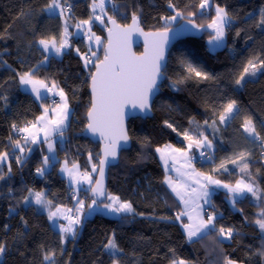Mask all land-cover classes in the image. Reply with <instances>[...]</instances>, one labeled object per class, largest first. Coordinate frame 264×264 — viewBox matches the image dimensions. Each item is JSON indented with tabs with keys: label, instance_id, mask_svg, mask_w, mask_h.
Here are the masks:
<instances>
[{
	"label": "trees",
	"instance_id": "trees-1",
	"mask_svg": "<svg viewBox=\"0 0 264 264\" xmlns=\"http://www.w3.org/2000/svg\"><path fill=\"white\" fill-rule=\"evenodd\" d=\"M49 2L0 0V36L3 37L0 39V97L7 98L0 99V153L9 154L8 163L0 165V171L5 174V179L0 180V242L7 245L0 264H49L43 260L44 252L49 249L56 252V264H112L113 259H118L120 264H170L172 259H183L188 264H224L225 256L237 260L238 264H264V257L258 254L264 250V233L254 224L264 207V199L256 200L247 194L232 207L226 201L227 193L213 192L212 206L207 212L218 215L217 228L234 227L238 234L219 243L215 233L188 241L182 227L173 221L181 205L164 182L170 174L165 172L156 152L157 148L162 149L175 140H186L185 132L194 139L201 138L202 133L212 141L213 151H205L203 168L195 162L198 170L223 183L234 185L239 179L250 182L249 175L241 172L238 165L233 164L227 172L213 171L222 160L247 152L250 154L248 172L264 189V155H261L264 146L259 141L253 143L242 128L244 119L250 116L257 131L264 136V69L255 76H246L243 86L235 84L249 59L254 56L264 59V26H258L264 0H209L205 9L199 7L201 0H171L175 8H169V0H105L107 16L114 17L121 26L129 24L132 14L136 13L145 32L164 30L191 20L201 34L199 38L179 41L169 51L165 80L159 86L160 93L152 105L151 117L129 120L130 147L120 152L118 162L107 173L105 191L130 201L136 213L144 215L122 214L118 218H108L95 214L77 226L78 234L74 239L67 237L63 242L60 231L53 228L48 214L34 203L28 190L43 192L52 201L51 209L74 207L77 201L73 202L70 194L83 200L87 207L92 199L89 196L92 185L82 190L78 197L58 173V163L43 176L38 175L36 169L43 164L42 144H24L12 128L13 124L22 128L28 122H35L45 107L50 110L47 97L38 102L20 88L17 73L38 68L36 78L49 83L55 81L69 101L71 114L64 132L65 141L62 145L57 143L60 161L76 163L81 171H90L93 163L98 166L100 144L91 143L82 134L90 107L89 72H94V65L86 69L77 54V48L81 54L88 52L90 42L77 36L75 27L92 14V0H68L72 6L65 15L68 30L73 33L69 36L70 47L61 57L51 55L47 62L40 64L45 53L36 41L43 36L59 37L64 25L63 17L43 11ZM217 5L225 7L233 17L220 47L208 42L214 32L207 25L215 17ZM177 11L182 15L174 23L163 19L176 15ZM96 14L103 15L99 10ZM107 16L103 17L105 23ZM201 25L203 27H199ZM91 26L102 38V44L92 49L96 53L94 60H101L106 27L96 20ZM183 60L210 73L214 79L189 77L181 63ZM230 100L236 101V111L225 125L220 124L219 113ZM164 121L171 123L176 131L168 128ZM213 121L215 128L209 126ZM16 140H20L25 149L23 156L14 148ZM17 156L22 163L16 162ZM96 173L92 175L93 182ZM25 196H29L30 203L23 202ZM113 231L123 249L115 257L102 246Z\"/></svg>",
	"mask_w": 264,
	"mask_h": 264
},
{
	"label": "snow or ice",
	"instance_id": "snow-or-ice-1",
	"mask_svg": "<svg viewBox=\"0 0 264 264\" xmlns=\"http://www.w3.org/2000/svg\"><path fill=\"white\" fill-rule=\"evenodd\" d=\"M169 8H175V5L169 0ZM209 6V0H201L199 5L200 9H205ZM71 4H68V0H50L43 9L49 13H55L59 10L60 17H64L65 13L71 9ZM92 9V14L86 20L79 21L75 27L78 30L84 31L89 43L88 53L81 54L79 48L76 49L78 55H80L81 60L84 63V67L87 69L90 64L95 66V72H89V77L91 80V101L90 107L87 111L88 124L87 128L93 133L99 132L102 137L105 138L106 144L103 151V159L99 160V167L97 164L93 163L91 165V172L85 170L80 171L79 165L73 163L72 167L65 166L61 169L62 172L68 174L71 182L73 184L87 183L92 185L90 191L93 197H105L108 201L104 203L103 201L98 202L97 199L93 198L91 204L88 205L90 209L99 208L101 205L104 209L109 212L116 214H133V215H144L143 213H136L133 204L127 200H121L119 196L105 193L104 188V166L108 162L107 158H115L117 155L116 149L120 141L127 143L129 136L124 125V115L127 108L138 109L140 112H150L151 111V97L153 94L159 90L158 82L162 81L165 77L166 63L164 57L165 46L169 41V31L170 29L165 27L162 31H156L151 33H143L139 24V17L136 13L132 14L131 25L121 26L117 23L116 19L112 16H107L105 11V0H92L90 5ZM99 9L100 13L103 15H96V11ZM215 17L212 19L211 23L207 25L208 28L213 29L214 35H212L209 43L214 44L216 47H220L225 39V29L230 27L233 17L226 10L225 7L220 5L216 6ZM182 15L181 12L177 11L176 15L170 17H164L166 22H171ZM194 16L195 13H190ZM104 16H107V24L111 27H107L105 23ZM93 20L99 21L102 25H105L108 32L107 43L104 46V59L93 60L96 53L92 51L91 42H95L96 45L102 44V38L97 36L91 28ZM194 27H197L193 21H189ZM258 26H264V9L260 11V19L258 21ZM203 27V25L199 26ZM7 31V29H5ZM140 32L146 38L145 52L140 56L132 53L129 46V38L132 32ZM73 35L68 30V21L65 19L63 25V31L57 36H43L36 41V43L42 48L44 53H54L56 56H60L64 49L70 47L69 36ZM237 36L240 32L237 31ZM3 37L0 36V39ZM48 56L45 55L44 60L40 62L43 64L48 60ZM6 63V62H5ZM183 66L186 68L189 77L194 76L201 80H213L214 77L203 71L201 68L193 65L187 60L181 61ZM264 69V59L254 56L249 59L243 68L242 73L238 78L235 79V84L237 86H243V81L246 76H255L258 71ZM38 68L29 69L22 73H17L19 77L20 85H28L31 87L32 93L35 94L37 99H43L42 90L46 92H54L55 95L60 97V102L56 103V106L51 109V116H49V109L44 108L42 115L36 117L35 122H28L26 126L20 128L16 124L12 125L13 130L23 133L22 139L24 144L31 142L32 144L44 143L47 144L48 152H54V143L52 137L54 135H59L63 137L64 131L67 127V121L70 115L69 101L64 90L59 88V85L52 81L51 86L45 80L36 78L35 73ZM177 81L176 83H179ZM175 87V83L172 85ZM59 89L58 91H55ZM0 99H7L6 97H0ZM237 103L235 100H230L226 105L223 106V111L219 113V123L224 124L229 117L233 115L236 111ZM168 128H172L173 131L176 129L168 121H164ZM208 124V121L204 122ZM216 122L213 121L210 127L215 128ZM243 131L247 133V136L252 139V142H260L264 146V136H261L260 132L257 131L256 124L254 123L252 117H246L242 124ZM42 134V139H41ZM184 138L189 141L188 149L190 150L193 145L196 148H205L211 150L213 148L212 141L208 139L207 136L200 134L201 138H193L187 132L184 134ZM9 136V140H11ZM14 147L19 149L21 153L24 152V147L21 145L20 140L13 142ZM171 145H165L163 149L157 148L156 152L160 153V159L164 161L165 170L168 169V161L171 159L173 164H175L178 157L175 153H179L180 157L185 160V165L191 168V157L188 156L187 152L183 149H172ZM31 151V149H29ZM8 153H0V162L6 161L8 159ZM204 155V152H201ZM250 154L247 152H239L236 158H228L222 160L220 164L213 169V171H228L226 167L227 163H232L240 167L241 172L249 175L250 182H245V180H237L235 185L223 183L221 180L214 178L212 175H207L205 173L196 172L192 169L191 173H180L181 176L189 175L194 176V183L198 186L196 188H191L190 185L186 186L183 183L177 184L171 177H165V183L172 189V191L179 197L181 202L185 205V210L178 213L174 219L180 221L182 217L187 216L191 223L183 224V228L187 234V239L192 241L194 237L203 238L211 233H215L217 236V242H222L223 240H231L234 235L238 232L234 227L220 226L217 228L215 223L217 219V214L215 212L207 213V219L201 214L202 206L198 203L203 200L204 204L211 205L210 200V186L215 185L216 187H222L227 189L229 194L228 198L235 207L239 202L238 198L245 197V194H250L256 200L264 199V189L251 178V174L248 172L249 164L247 162V157ZM264 155V153H262ZM211 159V156H209ZM92 157L89 155V161L91 162ZM50 157H43V166L36 169V173L43 176L46 170V166L49 164ZM16 162L22 163L20 156L16 157ZM8 171L11 172V166H9ZM179 172V170H177ZM99 172V179L93 182V177L91 173ZM5 179V174L0 171V180ZM191 189L190 191L188 189ZM181 189H184L182 192ZM29 196L34 198V203L41 206L42 208L49 209L48 219L54 221L57 218H63L67 221L66 224L59 225V231L61 233V241L67 239L70 235L73 239L77 236L78 230L77 226L82 222V213L85 207L83 200H77V207L73 213L72 209H62L57 206L55 211H51L52 201L48 200L43 192H35L31 189L28 190ZM29 196L23 197V202L25 204L30 203ZM185 196L188 199H185ZM195 204V207L191 205ZM214 207V206H213ZM190 209V210H189ZM14 211V209H10ZM195 212V215L192 213ZM123 218V217H122ZM23 220V217H21ZM160 219H168L167 217H160ZM247 219V218H245ZM27 224V221H24ZM254 224L258 229L264 233V207H261L257 218L254 220ZM7 227V226H5ZM103 248L111 253L113 257L117 253L123 251L119 247L116 241L115 231L108 236L106 242L102 245ZM7 250V245L0 242V256H3ZM62 251V250H61ZM174 252V250H172ZM261 257H264V250H260L258 253ZM43 260L49 262V264H56V252L55 250L49 249L44 252ZM112 264H120L118 259H113ZM170 264H188L186 260L183 259H172ZM224 264H238L237 260L232 259L228 256L224 257Z\"/></svg>",
	"mask_w": 264,
	"mask_h": 264
},
{
	"label": "water",
	"instance_id": "water-1",
	"mask_svg": "<svg viewBox=\"0 0 264 264\" xmlns=\"http://www.w3.org/2000/svg\"><path fill=\"white\" fill-rule=\"evenodd\" d=\"M132 23V20L130 21L129 24H126V25H131ZM107 24V22H106ZM140 24V23H139ZM194 24L197 26V24L194 22ZM124 25V26H126ZM107 27H111L110 24H107ZM140 28L142 29L141 27V24H140ZM170 31H169V41H168V44L165 46V50H164V57H165V63L167 64V61H168V57H169V51L175 46L177 45V43H179V41H182V40H185V39H190V38H199L201 32H200V29L197 27H194L192 23H189V21H183L182 23L178 24V26H175V27H171L169 28ZM143 33H151V31H144L142 29ZM157 31H162V30H157ZM105 43H104V46L106 45L107 43V37H108V32H107V28L105 30ZM103 46V47H104ZM129 46L131 48V51L132 53H134L135 55L137 56H140L141 54H143L145 52V47H146V38L144 35H142L140 32L136 31V32H132L130 38H129ZM137 49H140V52H137L136 50ZM104 59V50H103V56H102V59ZM94 72H95V66H94ZM165 80V77L162 81H159L158 82V85L160 86L161 83ZM90 84H91V80L89 82V88H88V91H89V94H90V101H91V88H90ZM160 93V88L158 91H156L153 96L151 97V108H152V105L154 103V101L156 100L155 98L158 97ZM152 115V109L150 112H147V113H144V112H140L138 109H132V108H127L125 110V115H124V125H125V128L127 130L128 128V123H129V120L130 119H147V118H150ZM68 123V121H67ZM86 123L88 124V118H87V115H86ZM87 124H86V127L84 128L82 134L85 138L89 139V141L93 144H100V159H103L104 156H103V151H104V148H105V144H106V140L104 137H102L100 135L99 132H96V133H93L91 130H89L87 128ZM66 130V129H65ZM65 132V131H64ZM128 134V132H127ZM129 136V134H128ZM130 138L129 140L127 141V143H125L124 141H120L118 146H117V149H116V152H117V155L115 158H112V157H108L107 158V163L105 164L104 166V188H105V182H106V178H107V173L109 171V168L112 167V166H115V164L118 162L119 160V156H120V152L121 151H126L129 149L130 147ZM98 167H99V163H98ZM96 179H99V172L96 173ZM89 196L92 198L93 195L90 191L89 193Z\"/></svg>",
	"mask_w": 264,
	"mask_h": 264
},
{
	"label": "rangeland",
	"instance_id": "rangeland-1",
	"mask_svg": "<svg viewBox=\"0 0 264 264\" xmlns=\"http://www.w3.org/2000/svg\"><path fill=\"white\" fill-rule=\"evenodd\" d=\"M97 10H99V9H97ZM49 13V12H48ZM51 14H55V13H51ZM175 21V20H174ZM174 21H171L170 23H174ZM76 35L77 36H79V37H82L83 35H84V33H83V31H81V30H77V32H76ZM210 41V40H209ZM208 41V42H209ZM95 45L96 44H93L92 45V47L94 46L95 47ZM210 45H212V44H210ZM40 47V46H39ZM40 49L42 50V48L40 47ZM66 50H68L67 48L66 49H64L63 50V52H65ZM63 52H62V54H63ZM61 54V55H62ZM45 55H47L48 57H50L51 55H53V56H56L54 53H45ZM61 55L60 56H56V57H61ZM45 62H47V61H45ZM55 91H58V89H56ZM71 114V113H70ZM69 117H70V115H69ZM229 119H230V117H229ZM228 119V120H229ZM227 120V121H228ZM226 123V122H225ZM225 123L223 124V125H225ZM246 134V133H245ZM41 139H42V134H41ZM52 139H53V143H54V152H52V153H50V152H48V150H47V144H44V143H36V144H42V146H43V152H44V154H43V157L44 156H49L50 157V161H49V164L46 166V170H45V172H47V171H49L50 169H51V167L53 166V165H55V163H58V165H57V170H58V173L61 175V177L62 178H64L65 180H66V182H67V185H68V187H70V188H72L73 189V191L77 194V196L78 197H80V193H81V191L82 190H85L84 189V187H86V183H82V184H73L72 182H71V180H70V178H69V176H68V174L67 173H65V172H62L61 171V169L65 166V162H67V161H65V160H63V161H60V158L57 156V143L58 144H60V145H62L63 143H64V141H65V135H63V137H61V136H59L58 134L57 135H54L53 137H52ZM22 145V144H21ZM23 146V145H22ZM15 148V147H14ZM16 150H18L19 151V149H17V148H15ZM198 151H200L201 149H203V150H209V149H205V148H196ZM210 151V150H209ZM20 152V151H19ZM20 154L22 155L23 153H21L20 152ZM192 155H195V153H193ZM23 156V155H22ZM192 158H193V156H192ZM194 159V158H193ZM196 159V158H195ZM195 159L193 160V161H195ZM8 161H9V159H7L6 161H3V162H0V165H2V164H6V163H8ZM60 161V162H59ZM72 165L73 164H69L68 162H67V166L69 167V168H71L72 167ZM233 164L232 163H227L226 164V167L229 169L230 168V166H232ZM42 166H43V164H42ZM80 168V167H79ZM81 171V170H80ZM81 172H83V171H81ZM89 172H91V170L89 171ZM96 173V172H95ZM45 174V173H44ZM92 175L94 174V173H91ZM194 180H195V177H189V178H185V180H184V183H185V185L186 186H188V185H190L191 186V188H193L196 184L194 183ZM212 186H214V185H212ZM212 186H210V187H212ZM190 189V188H189ZM218 190H222L223 192H225V193H227L228 194V192H227V189H224V188H222V187H218L217 188ZM105 193H106V195L107 194H111V193H108L107 191H105ZM113 195V194H112ZM228 196H229V194H228ZM93 198H95V199H97V201L98 202H100V201H103L104 203H107L108 201L106 200V196L105 197H92V199ZM92 199H90L89 200V202L87 203V207H84V209H83V213H82V217H81V219H82V222H81V224L85 221V219H87V218H90V216H92V215H95V214H103L104 216H106V217H108V218H118L119 216H121L122 214H116V213H112V212H109L107 209H104L103 208V206L101 205V207H99V208H95V206L93 207V209H90L89 207H88V205L89 204H91V202H92ZM229 199V198H228ZM238 199H240V198H238ZM33 201H34V199H33ZM229 203H231V201L229 200ZM86 206V205H85ZM231 206H232V203H231ZM41 207V206H40ZM209 207V206H208ZM233 207V206H232ZM182 210V209H181ZM41 211H44L46 214H48V211H49V209H45V208H42L41 207ZM51 211H53V210H51ZM178 214V213H177ZM176 214V215H177ZM193 215H195V212H193L192 213ZM201 214L204 216V218L205 219H207V215H204L203 214V211H201ZM175 215V216H176ZM217 217H218V215H217ZM66 221V220H65ZM175 223H178L181 227H182V230H183V232H184V234H185V237L187 238V234H186V232H185V230H184V228H183V224H186V223H191L189 220H188V218H187V216H184V217H182V219L180 220V221H177V220H173ZM52 222V221H51ZM53 224V223H52ZM80 224V225H81ZM79 225V226H80ZM53 228L54 229H56L57 230V226L56 225H54L53 224ZM196 239H198L197 237H194L193 238V240H196ZM188 240V239H187ZM192 240V241H193ZM189 241V240H188ZM224 241H229V240H224ZM107 251V250H106ZM109 252V251H108ZM110 253V252H109ZM118 254V253H117ZM2 257L3 256H0V261L2 260Z\"/></svg>",
	"mask_w": 264,
	"mask_h": 264
},
{
	"label": "crops",
	"instance_id": "crops-1",
	"mask_svg": "<svg viewBox=\"0 0 264 264\" xmlns=\"http://www.w3.org/2000/svg\"><path fill=\"white\" fill-rule=\"evenodd\" d=\"M66 14H67V12L65 13V15H66ZM55 15L60 16V15H59V10H57V11L55 12ZM96 15H99V14H96ZM65 19H66V17L64 16V17H63V21H65ZM96 21H97V20H96ZM97 22L99 23V21H97ZM91 27H92V26H91ZM77 30H78V29H76V32H77ZM81 31H82V30H81ZM83 33H84V31H83ZM82 37L87 38V37L85 36V34H84ZM68 39H70V38H68ZM91 44L93 45V44H95V42L93 41V42H91ZM20 88H21L24 92H27V93H29V94H32L33 97L36 99V101H38V102L42 101V99H37V98H36L35 94L32 93V91H31V87H30V86H28V85H20ZM42 95H43V97H44L43 99H45V98L47 97V93H46V91L42 90ZM54 107H55V106H54ZM54 107H53V108H54ZM51 114H52V113H51V109H50V110H49V116H51ZM226 122H227V121H226ZM225 124H226V123H225ZM246 137L248 138L247 133H246ZM249 138H250V137H249ZM250 139H251V138H250ZM251 140H252V139H251ZM188 144H189V141H188V140H184V139H183V140H181V139L175 140V141L171 144V149H168V151L171 152L172 149H183L184 151H186L187 154H188V156L191 157V168H188V167L184 166V165H185V160H184L182 157H180V154H179V153H175V155L178 157V159L176 160L175 164H173V161H172L171 159H169V161H168V169H167V171H166V170H165V164H164V161L160 159V153H158L159 161H160V163H162L165 172L168 173V174H170V177L172 178V180H173L174 182H177V184H180V183L185 184V183H184V180H185L186 177H187V178H189V177H194V176H189V175L181 176L180 173H191L192 169H195L196 172H201L200 170H198V169L195 167V162L197 161V159H198L200 153H201V152H204V153H205L206 150L201 149L200 151H198L194 145H193V147L189 150V149H188ZM163 148H164V147H162V149H163ZM210 151H213V148H212ZM193 153H195V155H192ZM192 156H193L194 159L196 158L195 161H193L194 159L192 158ZM177 170H179V172H178ZM201 173H203V172H201ZM207 175H208V174H207ZM239 180H241V179H239ZM245 182H247V181H245ZM234 185H235V184H234ZM90 186H91V185H89V184L86 183V187H84V189H85V190H88V189L90 188ZM168 187H169V186H168ZM196 187H198V186L195 185L193 188H196ZM217 188H218V187H216L215 185L212 186V187H210V192H211L210 198H211L213 192L218 191ZM169 190H170L171 194L173 195V197L177 200V202H179V205H181V209H182L181 211H184V210H185V205L181 202V200L179 199V197H177V195L172 191V189H171L170 187H169ZM188 190L190 191L191 189H188ZM181 191L183 192L184 189H181ZM221 191H222V190H221ZM76 195H77V194H76ZM227 195H228V194H227ZM246 195H247V193L245 194V196H246ZM185 199H188V197L185 196ZM238 200H239V199H238ZM226 201H227L228 204L231 205V203H229V199H228V197H227ZM198 203L202 206L203 214H204V215H207V213H208V212H207V209H208L210 206H209L208 204H204V203H203V200L199 201ZM208 206H209V207H208ZM191 207H195V204L191 205ZM51 210L55 211L56 209H51ZM189 210H190V209H189ZM181 211H180V212H181ZM180 212H179V213H180ZM52 223H53L54 225H56V226H57V230H59V225H60V224H66L67 221H65V220L61 217V218H57L56 220L52 221ZM53 224H52V225H53ZM68 238H72V237L69 235Z\"/></svg>",
	"mask_w": 264,
	"mask_h": 264
},
{
	"label": "built area",
	"instance_id": "built-area-1",
	"mask_svg": "<svg viewBox=\"0 0 264 264\" xmlns=\"http://www.w3.org/2000/svg\"><path fill=\"white\" fill-rule=\"evenodd\" d=\"M92 49H93V47H92ZM86 53H88V52H86ZM88 54L90 55V53H88ZM93 60H94V58H93ZM47 83L49 84V87H50L51 83H49V82H47ZM46 93H47V103L49 105V108L52 109L54 106H56V103L60 102V97L58 95H55L54 92H46ZM14 134H15V136L20 137V138H22V136L24 135L23 133H20V132H17V131H14ZM262 153H264V152H261V155H262ZM206 157H207L206 153H204L203 156L200 153V155H199V157L197 159L199 168H203L205 166ZM69 197L72 199L73 202L77 201L76 196L74 194H70ZM76 207H77V204L74 207H69L68 206V207H61V208L62 209H72L73 213H74Z\"/></svg>",
	"mask_w": 264,
	"mask_h": 264
}]
</instances>
